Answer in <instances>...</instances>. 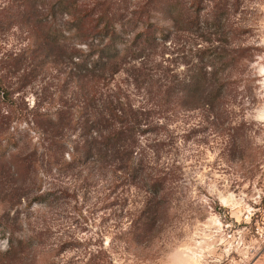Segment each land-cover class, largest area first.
Instances as JSON below:
<instances>
[{"label":"rangeland","instance_id":"374dc122","mask_svg":"<svg viewBox=\"0 0 264 264\" xmlns=\"http://www.w3.org/2000/svg\"><path fill=\"white\" fill-rule=\"evenodd\" d=\"M55 1L0 0V81L9 89L0 116L10 119L0 123V264H264V0H221L219 32L173 31L90 73L74 56L85 44L48 43ZM76 1L78 13L110 6L125 21L144 2ZM155 17L168 24L163 9ZM218 39L257 48L250 71L259 76L257 103H232L219 121L173 102L196 67L210 70L202 51ZM119 98L137 142L88 158L103 146L97 131L108 133L103 117L123 116ZM239 124L235 142L228 127ZM163 172L175 179L167 220L151 242L131 243L149 198L133 176ZM11 240L23 252H7Z\"/></svg>","mask_w":264,"mask_h":264},{"label":"trees","instance_id":"16d2710c","mask_svg":"<svg viewBox=\"0 0 264 264\" xmlns=\"http://www.w3.org/2000/svg\"><path fill=\"white\" fill-rule=\"evenodd\" d=\"M204 1L144 0L134 16L125 21L122 16L120 18L116 16L118 11L115 8L111 11L110 6H105L95 15H91L87 10L78 13L76 0H56L46 16L48 27L45 34L50 46L65 47L68 43L85 44L87 49L76 48L74 56L81 59L83 71L90 73L93 70L107 68L111 63L128 54L137 53L135 50L137 47L151 45L156 39H166L173 31L199 32L212 27L219 32L224 20L228 17L227 12L219 8L222 1H214L211 10L203 4ZM155 8L163 9L168 16L166 26L162 24V18L155 17ZM58 15L64 17L63 24H59ZM126 25L132 26L131 33H125ZM233 34L234 31H230L227 37H232ZM217 41H219L217 46L202 51V58L208 59L210 70L196 67L188 82L176 85L178 93L177 97L173 98V102L182 109H206L211 112L215 120L219 121L224 114H227V107L232 103L244 106L246 99L251 105L257 103L255 90L259 87V76L257 72L250 71L255 59L253 53L257 48L244 45L226 47L223 45L224 40ZM8 90L4 82L0 81V91L6 95ZM118 101L123 110V116L114 112L111 114L112 119L103 117L102 127L107 128L105 132L108 133L97 131V136L100 137L99 142L103 146L95 152L88 148V158L92 154L101 157L110 149L117 148L118 143L137 142L135 135L137 123L133 118L131 106L121 98ZM9 120L0 116L2 126ZM117 124L120 126L116 127ZM228 128L232 131V139L234 138L236 142L235 132L240 128V124ZM127 167L130 166L127 165ZM133 179L134 183L142 180L149 194V198L144 203L145 208L140 221L144 223L143 234L139 238V234H135L134 237H137V240L131 238V243L140 242L142 245L144 242H151L158 235L161 224L167 220V212L169 213L172 205L171 189L175 179L171 172H163L162 175L157 176L149 174L141 178L135 175ZM18 247L21 249L20 252H23L25 243L20 240L15 244L11 240L7 252L16 250ZM96 257L97 255L94 259Z\"/></svg>","mask_w":264,"mask_h":264}]
</instances>
